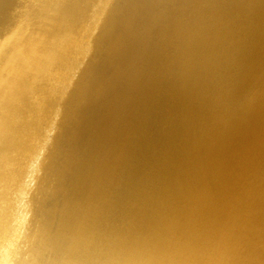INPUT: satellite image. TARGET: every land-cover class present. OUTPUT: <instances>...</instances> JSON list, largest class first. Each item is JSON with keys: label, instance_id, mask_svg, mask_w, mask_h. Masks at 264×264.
Masks as SVG:
<instances>
[{"label": "bare ground", "instance_id": "obj_1", "mask_svg": "<svg viewBox=\"0 0 264 264\" xmlns=\"http://www.w3.org/2000/svg\"><path fill=\"white\" fill-rule=\"evenodd\" d=\"M0 264H264V0H0Z\"/></svg>", "mask_w": 264, "mask_h": 264}]
</instances>
